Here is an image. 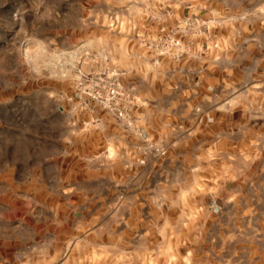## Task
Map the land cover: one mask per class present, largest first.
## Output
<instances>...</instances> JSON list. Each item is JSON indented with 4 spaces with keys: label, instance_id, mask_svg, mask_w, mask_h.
Masks as SVG:
<instances>
[{
    "label": "rangeland",
    "instance_id": "obj_1",
    "mask_svg": "<svg viewBox=\"0 0 264 264\" xmlns=\"http://www.w3.org/2000/svg\"><path fill=\"white\" fill-rule=\"evenodd\" d=\"M147 1L0 0V264L191 263L176 256L190 245L157 239V223L176 217L166 210L175 201L161 196L162 210L152 211L135 195L149 175L124 168L128 145L138 146L142 164L159 158L151 144L166 150L160 158L169 153L139 127L135 109L148 103L131 81L136 74L139 90L149 92L151 72L190 56L197 38L221 22L187 15L154 35L162 11L149 14ZM170 37L181 40L182 56L168 50ZM110 80L131 95L126 119L89 96ZM253 164L240 195L227 194L218 209L241 221L224 231L244 233L238 242H216V249H231L225 262L264 260V154ZM226 170L214 178L216 188L226 185Z\"/></svg>",
    "mask_w": 264,
    "mask_h": 264
},
{
    "label": "crops",
    "instance_id": "obj_2",
    "mask_svg": "<svg viewBox=\"0 0 264 264\" xmlns=\"http://www.w3.org/2000/svg\"><path fill=\"white\" fill-rule=\"evenodd\" d=\"M154 1H147L149 14L162 11L155 17L154 35L172 30L187 15L221 25L198 37L190 56L168 59L164 72L163 67L162 73L151 72L149 92L139 90V77H132L131 84L148 103L135 109L141 113L139 127L169 153L148 156L142 164L140 149L131 144L123 153L124 168L132 174L139 166L136 174L149 175L148 185L135 195L147 198L152 211L162 210V197L175 201L166 210H176V217L170 213L157 223V239L190 245L176 256L190 264H235L222 261L233 258L231 249H216V242L241 241L243 232L224 231L241 221L225 218L218 209L226 205L227 194L240 195L255 154H264V0H160L164 9ZM222 168L228 181L216 188L213 180L222 177ZM193 177L202 179L192 185ZM251 190L246 185L245 192Z\"/></svg>",
    "mask_w": 264,
    "mask_h": 264
},
{
    "label": "built area",
    "instance_id": "obj_3",
    "mask_svg": "<svg viewBox=\"0 0 264 264\" xmlns=\"http://www.w3.org/2000/svg\"><path fill=\"white\" fill-rule=\"evenodd\" d=\"M171 38V46L168 50L172 47V49L177 50V54L174 56L180 57L182 54H179L180 50L182 49L183 45L181 40L177 37H170ZM111 81V82H110ZM108 85L104 86V88H100L101 90L97 88L92 89V95H89L90 97L94 98L97 101H100L104 105H106L109 108H112L115 110L118 114V117L121 119H126V113L130 111L131 101L126 104V98L131 97L129 92H126L123 90L120 85L115 87V81L110 80ZM93 87V86H92ZM122 88V89H121ZM104 90V91H103ZM144 139L146 138L143 136ZM150 150L151 152L155 153V155L159 157H163L166 155V150L163 148H160L158 146H155L151 144Z\"/></svg>",
    "mask_w": 264,
    "mask_h": 264
}]
</instances>
